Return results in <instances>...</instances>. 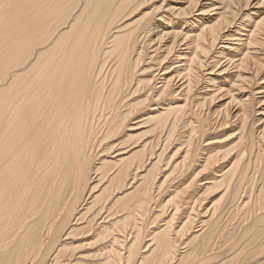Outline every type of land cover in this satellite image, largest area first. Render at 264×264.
I'll return each mask as SVG.
<instances>
[{
	"label": "bare ground",
	"instance_id": "6f19581e",
	"mask_svg": "<svg viewBox=\"0 0 264 264\" xmlns=\"http://www.w3.org/2000/svg\"><path fill=\"white\" fill-rule=\"evenodd\" d=\"M171 1L0 6V264H264V120L199 86L264 69V0Z\"/></svg>",
	"mask_w": 264,
	"mask_h": 264
},
{
	"label": "rangeland",
	"instance_id": "374dc122",
	"mask_svg": "<svg viewBox=\"0 0 264 264\" xmlns=\"http://www.w3.org/2000/svg\"><path fill=\"white\" fill-rule=\"evenodd\" d=\"M169 2H172V1L169 0ZM253 3H254V1H253ZM263 12H264V3H263V5H260V4L257 5V9H255L254 11H251V13H249V15H250V17L254 18L257 16V14H262ZM204 16L205 17L203 18V20H207L208 18H212L214 15H204ZM165 22H167V20H165ZM238 22H240V21H238ZM235 28H237V27H235ZM164 29L167 30L168 27L166 26V28L164 27ZM243 32H245V31H243ZM241 37H243V36H241ZM176 52L177 51H175V53ZM210 70H211L210 67L204 68V70H203L204 74H205L204 78H207L208 81H207V79H203V80L199 81L200 87H202L206 83L211 84L212 82H215L216 84L222 85V88H224V89L228 88L229 90H231V91H229V93H227V95H224L223 97H221L222 99L219 100L217 103H215V105H213V109H221L222 106L226 104L228 99L231 98L234 100V103L232 105H230V110L233 111L235 108L237 110H239V109L243 108L245 105L248 106V104H246V98L250 97V99H252V101H253L250 104L252 109L255 111H258L257 113H254L253 115H251L252 117L250 118V120L252 121V120H255V119L261 117V120L257 121V123H255V125L261 126V124H263V120H264V100L261 103H258V104H255V103L258 99H260V98L262 99V97L264 95V93H262V91H264V69L262 71H260L257 74V76L253 77V79H246V81L244 83H242V87L235 85L236 83L233 84L234 86L230 87V84L233 83L234 79L236 78L235 74L239 72V71H236L235 68H229V70L227 72H223V73H220V69L216 70L213 73H208ZM247 75H249V76L252 75V72H248ZM202 90H205V89L202 88ZM248 94H250L251 96ZM237 125H238V122L235 121L233 123L226 125V127H224V129H223V132H224L223 136H225V137L230 136L227 139V141L224 143L223 148H227L230 144L234 143V145H233L234 148L232 147L230 149H232L231 153L235 152V155L240 148L239 142L237 141V136H238L237 135V133H238ZM123 133H125L124 130H123ZM233 160H234V157H232L231 162ZM228 166H229V164L226 165L225 168ZM158 179L162 180L163 177H160ZM171 186H172L171 181H168V183L163 187V189H164L163 192L160 195H158L156 200H155V203L153 205L154 209L152 210V213L156 212L157 210L160 211V209L166 203V200L171 196V194H170V192H171L170 190L172 188ZM221 193L222 192L218 191V192H215L213 194L206 195L205 200L202 202V206L200 208L202 209L204 207V209H206L207 207H209L216 199H218L220 197ZM169 194H170V196H169ZM160 204H162L161 208L159 206ZM165 207L167 208L168 205H165ZM166 208H165V210H166ZM166 211L167 212L161 214L160 216L159 215L157 216L156 226H158L159 224H162L164 219H167V217H168L167 213L169 212V210H166ZM156 213H158V212H156ZM152 216H151V219L154 217V216L153 217ZM152 228H154V227H150L146 231V233L151 231ZM91 239H94V237H92ZM218 241H220V243L223 242V240H221V238ZM95 244H99V243L96 242ZM183 245L184 244H181L178 246V252L182 255L183 254L186 255L187 252H189L191 247L186 246L183 248L182 247ZM94 249H95V247H92V250H91L92 252H90V253H95L97 248L95 250ZM89 250L90 249H83L84 252H87ZM142 250H139V251H142ZM176 262L178 263V261H175V263L173 262V264H177ZM131 264H133V263H131Z\"/></svg>",
	"mask_w": 264,
	"mask_h": 264
},
{
	"label": "snow or ice",
	"instance_id": "6c2138e0",
	"mask_svg": "<svg viewBox=\"0 0 264 264\" xmlns=\"http://www.w3.org/2000/svg\"><path fill=\"white\" fill-rule=\"evenodd\" d=\"M4 0H0V6H3ZM261 23H264V21H261Z\"/></svg>",
	"mask_w": 264,
	"mask_h": 264
}]
</instances>
